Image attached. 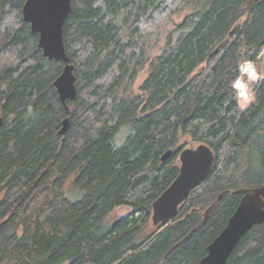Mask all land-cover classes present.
I'll use <instances>...</instances> for the list:
<instances>
[{
  "label": "trees",
  "instance_id": "obj_1",
  "mask_svg": "<svg viewBox=\"0 0 264 264\" xmlns=\"http://www.w3.org/2000/svg\"><path fill=\"white\" fill-rule=\"evenodd\" d=\"M25 1L0 0V264H159L222 191L264 184V78L245 111L234 86L242 63L264 55V0H72L64 40L78 96L64 140L54 85L64 62L44 56ZM199 143L213 171L171 223L153 226L181 151ZM70 181L81 198L67 196ZM241 197L224 196L162 264H199ZM120 206L132 212L107 224ZM227 264H264V222Z\"/></svg>",
  "mask_w": 264,
  "mask_h": 264
},
{
  "label": "water",
  "instance_id": "obj_2",
  "mask_svg": "<svg viewBox=\"0 0 264 264\" xmlns=\"http://www.w3.org/2000/svg\"><path fill=\"white\" fill-rule=\"evenodd\" d=\"M72 9V0H26L23 6L24 20L30 23L33 33L39 34V46L44 56L64 62L62 72L54 81L59 97L69 114L63 120L59 131L63 137L62 140L73 120V108L69 105V101L75 100L78 96L75 65L70 61L64 40V24ZM239 30L240 28L235 27L231 33L238 34ZM3 121L0 114V127ZM172 153V149L166 151L162 160H168ZM215 161V153L206 143L189 145L181 151L178 175L153 202L151 218L153 226L172 222L193 189L211 174ZM231 193H241L240 202L226 226L207 246V253L201 258L199 264H227L244 234L253 226L264 222V184L259 187L227 189L218 195L214 203L205 211L201 223L194 227L180 243L199 230L219 206L223 197ZM180 243L174 245L159 264H162Z\"/></svg>",
  "mask_w": 264,
  "mask_h": 264
},
{
  "label": "rangeland",
  "instance_id": "obj_3",
  "mask_svg": "<svg viewBox=\"0 0 264 264\" xmlns=\"http://www.w3.org/2000/svg\"><path fill=\"white\" fill-rule=\"evenodd\" d=\"M191 9V7H189ZM190 9L185 10V12H189ZM183 15V14H181ZM181 15H178L176 17V21H179L181 19ZM241 23H238L236 25V28H240ZM174 23L169 25V29L174 28ZM250 67V72L252 73H245V69ZM241 76L240 79H242L246 85L248 86V95L243 96L241 91L237 89L238 91V100L239 105L243 111L247 110L249 105L252 104V102L255 99L256 95V85L264 78V55L260 56L259 59L256 62L253 61H244L241 66ZM147 76V71H144L140 74L138 79L135 82L134 90L136 92H140V86L142 85L143 81L145 80ZM239 79V80H240ZM238 81V80H237ZM236 81V83H237ZM235 83V84H236ZM234 84V86H235ZM242 95V96H241ZM248 96V97H247ZM249 102V103H248ZM132 132L131 125H125L121 128L120 132L115 137V143L118 147L123 145L125 141L127 140L128 135ZM73 181V179L71 180ZM69 182L66 186V194L71 200H77V198H81L82 193L78 189H73L72 182ZM73 190V191H72ZM132 212L131 207L128 206H120L115 208L107 217L106 223L107 224H113L115 223L120 217L127 215Z\"/></svg>",
  "mask_w": 264,
  "mask_h": 264
},
{
  "label": "bare ground",
  "instance_id": "obj_4",
  "mask_svg": "<svg viewBox=\"0 0 264 264\" xmlns=\"http://www.w3.org/2000/svg\"><path fill=\"white\" fill-rule=\"evenodd\" d=\"M250 67H248V68H246V71H245V73H252V72H250ZM240 79V78H239ZM238 79V81L237 82H239V83H241V85H242V88H240L239 90L241 91V93H242V95L243 96H246V95H248V86L246 85V83L242 80V79H240L239 80ZM236 88V87H235ZM241 95V96H242ZM248 97V96H247ZM249 103V102H248Z\"/></svg>",
  "mask_w": 264,
  "mask_h": 264
},
{
  "label": "clouds",
  "instance_id": "obj_5",
  "mask_svg": "<svg viewBox=\"0 0 264 264\" xmlns=\"http://www.w3.org/2000/svg\"><path fill=\"white\" fill-rule=\"evenodd\" d=\"M245 71H246V69H245ZM235 87L238 88V89H240V88H242V85H241V83L237 82V83L235 84Z\"/></svg>",
  "mask_w": 264,
  "mask_h": 264
}]
</instances>
